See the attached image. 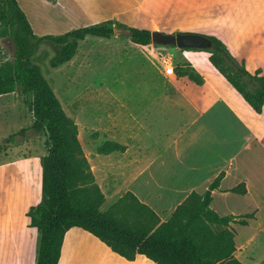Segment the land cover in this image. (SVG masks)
Wrapping results in <instances>:
<instances>
[{"label":"crops","instance_id":"crops-1","mask_svg":"<svg viewBox=\"0 0 264 264\" xmlns=\"http://www.w3.org/2000/svg\"><path fill=\"white\" fill-rule=\"evenodd\" d=\"M17 2L26 14L33 32L38 36L62 34L107 20L151 31L150 22L156 9H165L170 14L173 13V17H177L180 23L190 24L193 30L220 39L227 47L226 41H230L233 50L230 47L228 49L233 56L247 57L245 68L249 72L261 69L264 73V0H17ZM238 45L243 51L241 48L240 51L237 50ZM76 55L77 52L67 63L73 62ZM223 82V85L212 80L204 81L195 87L182 85L179 92L182 95L177 97L185 103L195 105L197 109L199 101H203L205 108L201 115L213 119L216 117L210 110L216 103L222 104L239 127L233 134L242 135L244 140L249 142L247 148L240 146L241 137L236 147L217 144L215 134L208 126L203 135L192 141L193 147L190 152L186 149L182 154L179 150L178 142L184 137V134L179 133L175 134L171 143L159 152L146 156L144 151V158L140 159L139 152L135 151L137 146L133 144L136 136L126 134L113 120L105 140L122 144L125 150L109 154L97 152L99 155L95 161L91 156H86L94 181L108 204H112L125 192L130 191L141 203L154 210L162 220H167L163 216L170 215L190 192L204 193L222 171L224 176L219 188L212 191L210 207L214 211L215 197L236 194L229 189L244 182L246 193L236 195L250 200L252 209L255 208V217L249 219L246 226L231 223L235 231L234 256L243 264H264V242H257L260 231L264 229V106L261 113H256L225 78ZM161 87L158 84V93L161 91L163 93H160L157 99L168 101L170 97L162 90L165 87ZM5 95L7 94L0 95V108L3 109L5 106L2 101L9 104L16 102L13 98L3 99ZM151 98L148 97V100ZM2 116L6 115L0 114V119L4 118ZM188 125L190 124L186 127ZM17 127L20 128L18 131L20 135L23 134L21 129L27 128L22 127L20 123L0 128V139L16 133ZM30 141L13 146L6 152H0V264H35L37 260L40 237L36 228L29 226L30 219L26 212L41 198L40 158L45 152V147H42V150L33 149L24 155L25 148L37 146L40 140ZM201 149L205 153H202ZM198 154L200 156H197ZM210 156H220L219 162L222 163L209 162ZM233 174L235 177L228 185L226 181ZM229 214L239 216L232 211L219 215ZM241 227L248 228L249 232L239 235ZM57 264L155 263L143 254H137L134 259L127 260L113 252L93 234L74 226L64 234Z\"/></svg>","mask_w":264,"mask_h":264},{"label":"trees","instance_id":"trees-1","mask_svg":"<svg viewBox=\"0 0 264 264\" xmlns=\"http://www.w3.org/2000/svg\"><path fill=\"white\" fill-rule=\"evenodd\" d=\"M114 24L128 31L133 43H151L150 30ZM113 29V22L107 20L62 34L38 36L17 0H0V39L9 38L14 45L13 58L0 64V95L17 94L32 118L30 126L21 129V139L16 140L20 132L0 139V152L26 141L44 139L45 152L40 158L41 198L26 212L29 226L36 228L40 237L35 264H57L64 234L74 226L93 234L127 260L143 254L155 264H243L234 256L235 231L231 223L246 226L255 214L253 211L220 216L210 207L212 191L219 188L223 171L204 193L190 192L167 220H162L130 191L106 210H100L104 195L84 156L76 124L30 59L39 45L49 42L59 47L50 61L52 67H57L72 59L81 40L88 36L109 38ZM204 36L208 45L192 51L208 52L212 66L256 113H261L264 73L260 69L249 72L223 41L212 35ZM176 70L174 67L173 72ZM189 78L202 83L197 73H189ZM28 131H32L30 136ZM124 150V145L114 141H105L97 147L99 154ZM229 191L244 195L245 183L240 182Z\"/></svg>","mask_w":264,"mask_h":264},{"label":"rangeland","instance_id":"rangeland-1","mask_svg":"<svg viewBox=\"0 0 264 264\" xmlns=\"http://www.w3.org/2000/svg\"><path fill=\"white\" fill-rule=\"evenodd\" d=\"M171 14L168 10L157 8L150 22L151 31L204 34L193 30L190 24L180 23ZM112 22L113 27L119 29L114 24L118 21ZM122 30H116L109 38L88 36L81 40L73 62L52 67L51 58L59 51V47L49 42L39 45L30 59L53 89L66 115L76 124L77 138L86 159V155L91 156L93 161L97 159V147L106 141L113 120L126 134L136 136L133 144L137 146L135 151L139 152L140 159L144 158V151L146 156L159 152L179 133L184 134L177 145L179 150L182 154L186 149L190 152L192 141L203 135L208 126L213 130L217 144L236 147L241 137L240 146H249L242 135L233 134L239 127L222 104L216 103L210 110L216 117L213 119L201 115L205 108L203 101H199L197 109L195 105L178 98L182 95L179 93L182 85L195 87L210 80L223 85L224 77L209 62L208 52L185 51L173 45L160 46L152 42L138 45L131 41L128 31ZM226 42L232 49L230 41ZM240 48L243 51L238 45L237 50L240 51ZM13 53L14 45L11 40L0 39V64L12 59ZM246 58L239 55L236 59L246 66ZM174 67L177 68L175 73ZM189 73H197L202 83L189 78ZM158 84L161 88L165 87L162 90L170 97L168 101L157 99L163 93H158ZM148 97L152 98L148 100ZM10 98L16 99V102L9 104L1 100L5 108H0V114L6 116L0 119V128L18 123L22 127H29L32 118L28 108L15 93L3 97ZM187 124L190 125L186 127ZM185 127L189 129L184 131ZM16 129L18 133L20 128ZM27 134L30 136L32 131ZM22 137L23 134L18 135L16 140ZM43 141L41 138L37 146L25 148L23 154L26 155L33 149L42 150ZM201 152L205 153L203 149ZM219 158L220 156H210L208 161L220 164L222 162H219ZM234 177L233 174L226 183L231 184ZM39 186L41 189V183ZM110 205L104 199L100 210H106ZM213 206L219 214L232 211L241 215L255 210L249 199L232 193L215 197ZM169 216L163 217L168 219ZM248 232V228L241 227L239 235ZM257 242H264V229L260 231Z\"/></svg>","mask_w":264,"mask_h":264},{"label":"water","instance_id":"water-1","mask_svg":"<svg viewBox=\"0 0 264 264\" xmlns=\"http://www.w3.org/2000/svg\"><path fill=\"white\" fill-rule=\"evenodd\" d=\"M123 31L122 29H113ZM151 42L160 46H176L178 49L202 50L208 45V40L203 34L195 32L165 33L159 30L151 31Z\"/></svg>","mask_w":264,"mask_h":264},{"label":"flooded vegetation","instance_id":"flooded-vegetation-1","mask_svg":"<svg viewBox=\"0 0 264 264\" xmlns=\"http://www.w3.org/2000/svg\"><path fill=\"white\" fill-rule=\"evenodd\" d=\"M201 34V33H200ZM204 35V34H203Z\"/></svg>","mask_w":264,"mask_h":264}]
</instances>
